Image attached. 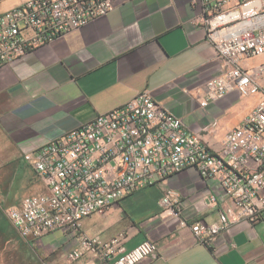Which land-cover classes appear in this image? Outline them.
<instances>
[{"label":"crops","instance_id":"obj_1","mask_svg":"<svg viewBox=\"0 0 264 264\" xmlns=\"http://www.w3.org/2000/svg\"><path fill=\"white\" fill-rule=\"evenodd\" d=\"M23 1L0 0V13ZM199 10L194 0H127L105 16L1 66L0 175H7L9 184L25 177V184L29 172L24 153L145 89L180 117L188 132L200 133L209 147L219 148L259 96L232 92L199 106L202 84L216 71L214 49L202 27L192 22ZM166 191L175 195L181 216L188 221L214 222L221 207L232 205L212 180L186 168L130 193L105 213L84 217L81 228L103 241L123 233L126 249L143 240L154 242L156 255L138 264H264V219L231 223L212 245H204L189 226H180L176 217L161 212L159 202ZM30 194L7 201L18 205ZM210 194L216 195V205H211ZM38 242L33 250L44 260L27 264H103L89 254L68 261L65 252L76 242L62 231L34 241Z\"/></svg>","mask_w":264,"mask_h":264},{"label":"built area","instance_id":"obj_2","mask_svg":"<svg viewBox=\"0 0 264 264\" xmlns=\"http://www.w3.org/2000/svg\"><path fill=\"white\" fill-rule=\"evenodd\" d=\"M127 0H25L0 13V67L35 47L50 43L105 16ZM200 10L192 22L201 26L215 52L216 71L202 84L199 106L229 93L258 95L242 121L228 130L219 148L208 146L198 132L145 89L120 106L56 137L22 160L35 172L43 191L24 196L5 209L18 234L35 241L62 231L76 243L68 261L90 255L103 264H138L156 255L143 240L126 249V235L103 241L89 236L81 221L105 213L113 203L137 190L165 181L186 168L212 180L232 205L211 223L181 216L175 195L160 198L161 212L189 226L199 242L212 245L220 231L241 219H264V0H194ZM208 126L203 127L207 130ZM211 205L217 204L210 194Z\"/></svg>","mask_w":264,"mask_h":264},{"label":"rangeland","instance_id":"obj_3","mask_svg":"<svg viewBox=\"0 0 264 264\" xmlns=\"http://www.w3.org/2000/svg\"><path fill=\"white\" fill-rule=\"evenodd\" d=\"M2 163L3 159H0V164ZM24 164H26V174L29 172L25 184H22L25 177H20L21 181L18 179L9 184L6 179L7 175H0V264H27L32 261L44 260L37 256L33 250L40 242L34 243V241L23 239L5 212V209L11 206L7 199H17L22 196V193L25 195L44 190L42 182L35 175L33 169L27 163L24 162ZM31 187L33 190L30 189Z\"/></svg>","mask_w":264,"mask_h":264}]
</instances>
